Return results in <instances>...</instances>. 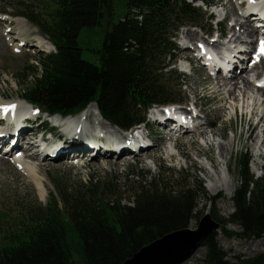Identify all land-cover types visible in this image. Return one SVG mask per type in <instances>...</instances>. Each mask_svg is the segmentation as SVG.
<instances>
[{"label": "trees", "instance_id": "1", "mask_svg": "<svg viewBox=\"0 0 264 264\" xmlns=\"http://www.w3.org/2000/svg\"><path fill=\"white\" fill-rule=\"evenodd\" d=\"M53 2L56 9L50 15L26 5H20L23 10L15 15L35 25L55 48L31 67V78L22 71L23 81L18 82L24 101L49 116L64 117L96 104L102 118L120 129L143 123L152 106L183 101L172 85L182 80L174 67L177 33L188 26L204 31L203 9L196 3L212 1L124 0L123 15L117 19L114 0ZM103 23L107 28L101 45L89 49L95 61L86 60L79 36ZM237 163L234 212L228 219L213 214L211 218L226 237L260 238L264 236V170L260 177L251 174L246 155ZM166 172L149 177L133 171L138 181L124 194L113 189L111 180L97 185L92 179L71 194L60 190L52 204L32 209L12 244L0 246V264H77L68 244L73 237H79L82 264H124L154 241L188 229L197 208L195 193L192 186L175 188L164 178ZM230 226L240 231L233 235L227 230ZM217 236L212 232L205 240V264H264V254L226 260Z\"/></svg>", "mask_w": 264, "mask_h": 264}, {"label": "rangeland", "instance_id": "2", "mask_svg": "<svg viewBox=\"0 0 264 264\" xmlns=\"http://www.w3.org/2000/svg\"><path fill=\"white\" fill-rule=\"evenodd\" d=\"M210 1L213 2L214 7L206 9L202 3H196V5L203 7L204 20L201 25H203L205 32L206 30L213 31V39L217 38L219 31L223 33L234 26L236 21H245L241 18L240 12L242 11L241 3L246 0ZM123 2L124 0H114L116 19L123 15ZM20 5L30 6L34 12L44 16L50 15L56 9L53 0H0V92L3 95L0 97V102L5 104L14 103V105L25 102L22 100L23 87L18 82L19 80L21 83L23 81L22 71L25 70L26 75L31 78L33 74V68L31 67L39 64L38 60L41 56L54 51L52 48L47 49L42 46L41 38L43 36L35 25L29 23L25 18L23 19L26 22L19 23L15 20V18H18L15 15H18L23 10L19 8ZM4 11H6V14ZM225 15L228 16L229 20L222 26H217V22H220ZM209 16H213L214 19L212 27L207 23ZM106 28L105 23H103L94 29H85L81 32L79 42L84 49V59L95 61V53L89 49L101 45ZM217 28L219 31H217ZM190 30L198 35L199 41L186 48L184 47L187 44L185 35ZM21 31L22 34L19 36ZM205 32H201L194 27H186L177 33L176 42L179 52L175 58V68L181 73L182 80L175 81L172 85L175 87V92L180 95L179 97L187 101L192 106V109L194 108L193 112L200 116L199 123L202 125L200 127L206 126L205 121L202 120H204L206 114L211 118L213 116L212 111L215 108L216 116L213 117L218 119V123L211 125V128L206 130L200 129L175 135L168 131L164 132L160 126H154L150 123L148 127L150 139L148 145L154 146L148 152L142 150L140 152L145 153L141 155H135L138 153H134L135 156H126L127 153L118 154L115 150H111V156L107 159L109 162L104 161V157H101L99 161H94L93 156H85L81 152H75L84 151L88 147L86 146L88 140L85 141L84 137L82 139L84 134L81 137L63 134L67 141L57 140L56 136H52L53 139L48 143L50 146L58 145L60 147L64 143L69 144L71 141L69 144L71 145L69 155H66L68 150H63L65 153L62 154L61 158L56 156L58 157L56 160L53 159V156L49 159H43L42 155H38V157L33 159L25 158L24 155L18 158L17 164H14L12 162L15 159L13 156L14 151L9 153L7 150L0 148V161L11 162V168H3L0 165V246L12 244L18 237V231L31 218L32 209L37 206L45 207L49 203L52 204L53 200L59 198L57 193L60 190L71 194L78 191L81 186H88L92 179L95 180L97 185H103L111 180L115 186L113 189L124 194L129 187L138 181V177H134L133 171L135 173L143 171L148 173L149 177H154L167 171L164 178L172 181L175 188L176 185H181L185 189H189L192 186L197 208L193 219L189 222L188 229L191 231L199 230L203 222L207 224L213 223L211 214L223 219H228L233 214L234 204L232 199L235 190L239 186L237 159L241 155H246L250 159V172L255 177H260L264 170V142L261 144L262 130L264 128L262 130L258 129L253 133L251 127L255 123L248 122V119L242 118L241 115L242 109H246L253 101L257 102L259 107L263 102L262 97L264 95H262V92H258V89L263 91L262 87L258 86V78L264 76V59L259 63L258 60H255L257 54H254L253 58L252 53L242 52V55L247 57L243 61V67L240 72L243 74L239 77H231L232 79H237L236 81L238 82L235 92L236 100L229 98L227 94L229 87L223 92L224 94L219 95L216 93V87L211 88V85H206L207 79H212L214 83H218L217 78L209 76L206 68L192 54V51L198 45L208 41ZM11 36H13V39H10ZM22 38L34 43L38 41V45L36 43H28L23 46L21 51L15 49L17 45L21 44ZM2 40L5 41L4 44ZM249 40H251L249 36H245V38L240 40V44L221 40L220 49L215 51L220 53L227 52L230 47L233 49L241 47L244 50H251L249 48H253L254 45L249 44ZM260 40L264 42L263 38ZM9 42L13 45H8ZM183 57H189L194 60L192 73H187ZM252 68H254L253 71H251ZM234 73H236V70ZM247 78H249L252 85L246 91V97H243V79ZM181 83L185 85L183 88L179 87ZM194 91V95L197 93L198 97L203 101L198 102L203 107L204 104H207L209 108L204 107L205 110H203L198 103L194 102ZM212 97L222 98L226 102L216 103L212 101ZM235 108H238L236 115ZM263 109L264 105L258 110L262 111ZM34 110L37 111L38 109L34 108ZM37 114L40 115L44 122L42 125L44 128L42 126L39 127L41 128L40 131L47 130L49 132L50 129L54 128V118H48L43 115V112L37 111ZM149 117L147 116V119ZM207 120L209 121V119ZM91 122H85L83 129L86 130L87 127L95 124L99 131H105L102 128L104 121L99 119V117H96ZM22 126L25 128V133L21 135V144H23L21 148H24L28 133H35V128L37 127H32L31 123L27 121H23ZM112 127L120 129L114 125ZM2 129H4V126H2ZM17 130L15 129L11 133L16 135ZM62 132L64 131L60 129L57 134L61 135ZM200 132H205L202 136L207 134L206 138L202 139L201 135L198 134ZM180 136L185 139L180 141ZM48 137L50 138V136ZM108 137L110 138L109 134L103 136L95 135L93 139L100 138V140L105 139L106 141ZM8 139L12 141L11 137ZM30 148H35V146H30ZM32 154L29 153V155ZM258 154H261L260 159ZM77 158L80 161H77ZM35 167L39 169V175L42 178L39 183L37 180L26 176L23 171L24 168ZM123 197L126 199L125 203L130 204L128 195ZM212 225L214 228L211 233L215 231L218 235L217 241L226 256V260L248 259L264 254V236L260 238H239L236 236L229 238L223 235L220 226L214 223ZM227 230L233 235L240 231L237 226H230ZM70 241L68 244L72 245L74 249V260L77 264H82L80 254L77 251L80 247L79 237L70 238ZM205 256L206 248L203 245L189 261L183 264H205Z\"/></svg>", "mask_w": 264, "mask_h": 264}, {"label": "bare ground", "instance_id": "3", "mask_svg": "<svg viewBox=\"0 0 264 264\" xmlns=\"http://www.w3.org/2000/svg\"><path fill=\"white\" fill-rule=\"evenodd\" d=\"M261 6L264 7V4L263 5L261 4ZM15 20L17 22H19V23L20 22H26L22 18H15ZM259 21H260V19H258V22ZM256 25L255 24H253V25L249 24V21H247V22L246 21H242L241 22L240 20H238V21L235 22V25L234 26H232L227 31H224L221 34V38H224V40H228L229 42H235L237 44H240L241 43L240 40H242L243 38H245V36H250L251 38L253 37L254 33L257 30L255 28V27H257ZM262 26H263L262 28L264 30V24H262ZM21 34H22V31L19 33V36ZM186 34H187V35H185L186 38H187V44H186V46L188 48L192 44H195V43H197V41H199L198 40V35L194 31H191L190 30ZM10 39H13V36H11ZM220 40L221 39H212V40L210 39V40L206 41L203 44L205 46L210 47L213 50H219L220 49L219 48ZM4 42L5 41L2 40V43L3 44H4ZM41 42L43 43L42 46L44 48H47V49L52 48L53 49L51 43L49 41H47L45 38L42 37L41 38ZM28 43H31V44H35L36 43V45H38V41H36L34 43L33 41H26L25 38H22L21 44L17 45L15 47V49H19L21 51V50H23V47L22 46H25ZM8 45H13V44H11V42H9ZM262 47H264V46L262 45L260 47L259 52H262ZM235 48H236V50H234L233 48L230 47L229 51L223 52V53H221V55H219V53H216L214 55V60H216L217 63L216 62H213V61L211 62L209 60L210 59L209 57L208 58H205V61L211 67L210 69L213 72H215L217 69H220L221 72H222V73H218V75L216 76L218 83H214V81L212 79H207L206 80V85H208V86L211 85L212 86L211 88L216 87V89H217L216 90V93H218L219 95H222V93L226 89H228V87H229V90L227 91V94H228L229 98L230 99H233V100H236V98H235V92H236V89L238 87V82L236 81L237 79L235 80V79H232L231 77H234V76L239 77V76H241L243 74V73H239V75H237L238 71L241 70L242 67H243V61L242 60L239 61V62L237 61V63L234 64V65L231 64L232 65L231 70H233V71H230V63H229V61H230V59L232 57V53L234 51H235V53H236V51H238L237 50L238 47H235ZM9 49H10V47H9ZM235 70H236V73H234ZM253 70H254V68L251 69V71H253ZM230 73H231V75L228 76ZM225 75H227V76H225ZM220 78H222V79H220ZM243 81H244V84H243V89H244L243 97H246V95H247L246 91L250 88V86L252 85V83L249 80V78L243 79ZM259 91L262 92V95H264V91H261V90L258 89V92ZM194 94H195V91H194L193 95ZM2 96L3 95L0 92V97H2ZM218 97H212V101H214L216 103H219V104L226 102V100H223L222 98H218ZM262 98H263L262 99L263 102H262L261 106L264 105V96ZM194 100H195L194 102L195 103H198L203 110H205L204 107L209 108L207 106V104H204V107H203L198 102V101H201V102H203V101H202L201 98L198 97V94L197 93H196V95H194ZM0 103H3V102H0ZM11 104H14V103H8V104L3 103V104H0V119L3 117V112H4L5 108H8L9 105H11ZM260 107H259V105H258L257 102L253 101L252 104L248 105L246 109H242V111H241L242 118L244 117V118L248 119V122H254L255 123V125H252V127H251V130H252L253 133L256 132L258 129L262 130V128H264V109L262 111H259L258 109ZM237 109L238 108H236L235 110H237ZM15 111H22L23 113L31 114V115L37 113V111H35L34 108H32L29 104H27L25 102H23V104L22 103L17 104L16 107H15V110H12L9 113V116L10 117H13ZM97 111H98V108L96 107L95 104L94 105H90L85 110V112L83 114H81L77 118H74L73 117V118H71V120H69L67 123H65V124H69V126L66 127V128H64V129H67L68 130V134L69 135H71V136L76 135L78 137L83 135V133H80L81 131L87 132L88 137L90 138L91 136H93V135H95L97 133H89L88 132V129L90 128L93 132H95L98 129L97 125H95V124L94 125H90L89 127H87L86 130L83 129V128H81V126L85 122L92 123L91 121H93L94 119H96V117L97 118L99 117V119H101V115ZM174 114L176 116H179L178 110H175L174 111ZM212 114H213V116H216V108L213 109ZM94 116H96V117L94 118ZM213 116L211 118H209L208 114H206L205 117H204V120H202V121H205V123L207 125H210V126L211 125H215V123H218V119H216ZM156 118H158V117L156 116ZM199 118H200V116H197L195 119H193L194 122H197L199 120ZM207 119H209V121ZM5 121H7V120H5ZM159 122H164V121H159ZM174 122H176V121L174 120ZM165 124L169 126L170 125V121H166ZM176 124H178V123H176ZM22 125L18 124V127H19L18 130H20V136L25 133V128H23ZM185 127L186 126L184 124H182V125H179L177 128H185ZM102 128L105 129V130H109L110 133L114 134V137H116V141L115 140L105 141V140H100V138H95V139L90 140L89 143H87V146L88 147L85 148L84 151H76V152H81L85 156H93V158H94L93 160L94 161H99V159L101 157H104V161L109 162V161H107V159H109V157L111 156V152L113 150H115V152H117L118 150H123V152L128 153L131 150L141 151V150H143L145 148L144 143L143 142H140V141H134V142L130 143V147H127L126 146V143H125L127 141L125 140V142H124V141L120 140V136L117 133L118 131H120V129H117L115 127H112L107 122H103ZM15 129H17V126L15 128L9 129V130H7L5 132L6 133V136H7L5 139L0 138V148H3V150H8L10 145H14V146H17V145L20 146L21 145V143H20V137H16L14 134H12L13 133L12 131L15 130ZM187 130H189V129H187ZM2 131L3 130H0V133ZM212 132H214V131H212ZM262 132H263L262 133L263 137H261V138H262V141L264 142V129L262 130ZM30 134H32V133H30ZM198 134L202 136L203 134H205V132H200ZM10 137L12 138V141L13 142L12 141H9L8 138H10ZM184 139L185 138L183 136H180V138H179L180 141H183ZM117 144H118V146H117ZM120 144H122L123 146H121ZM6 145H7V147H6ZM29 145L30 146H33V143H29ZM30 146H29V148H30ZM66 146L69 147V148H67ZM97 146L100 147V148H102V149H99ZM174 146H175V144H174ZM70 148H71V146L69 144L64 143L60 147H58V149H56V150L54 149L55 150L54 152H59L60 149H62V150H68V153L66 155H69V152H70L69 149ZM50 149H51V147L49 148V150H47V152H49ZM123 152L121 151L120 154H122ZM16 155L17 154H15V157H17ZM47 156H49V154H47ZM35 157H36L35 155H32V156H29L27 154L25 155V158H33L34 159ZM77 161H80V159H77ZM12 162L14 164H17V161L16 160H12ZM0 165H2L3 168H11V162H9V161H0ZM23 171H24V173H25L26 176H29L30 178H32L34 180H37L38 183L40 182V180H42V178L39 175V173H40L39 172V169L37 167L30 168V169L29 168H26V169L24 168Z\"/></svg>", "mask_w": 264, "mask_h": 264}, {"label": "water", "instance_id": "4", "mask_svg": "<svg viewBox=\"0 0 264 264\" xmlns=\"http://www.w3.org/2000/svg\"><path fill=\"white\" fill-rule=\"evenodd\" d=\"M213 223H202L200 229L177 231L145 246L124 264H183L202 247L213 230Z\"/></svg>", "mask_w": 264, "mask_h": 264}, {"label": "snow or ice", "instance_id": "5", "mask_svg": "<svg viewBox=\"0 0 264 264\" xmlns=\"http://www.w3.org/2000/svg\"><path fill=\"white\" fill-rule=\"evenodd\" d=\"M253 2H255V0H253ZM262 45H264V42H262ZM262 51H264V47H262ZM261 87H264V83H261ZM10 107H14V106H10ZM5 110H9L8 108H5Z\"/></svg>", "mask_w": 264, "mask_h": 264}]
</instances>
